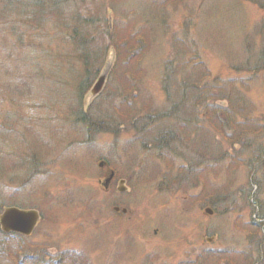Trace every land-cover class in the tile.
<instances>
[{
  "label": "rangeland",
  "instance_id": "1",
  "mask_svg": "<svg viewBox=\"0 0 264 264\" xmlns=\"http://www.w3.org/2000/svg\"><path fill=\"white\" fill-rule=\"evenodd\" d=\"M96 1L110 21L103 28L107 50L91 66L76 62L73 82L66 61L53 67L55 30H33L17 41L26 32L20 15L0 17V209L21 196L23 205L41 209L47 221L29 241L59 260L61 251L74 249L96 264H264V0L179 1L163 31L152 26L155 8L147 0ZM165 3L159 0L160 10ZM129 26L144 29L150 49L137 59L122 52L119 61L110 34L124 35ZM37 42L49 58L35 67L23 57L43 59ZM49 69L53 80L42 83ZM108 70L86 108L87 93ZM23 79L31 94L21 98L19 89L28 91ZM85 81L90 87L82 94ZM225 92L231 102L216 100ZM199 94L213 107L206 109ZM79 96L84 111L94 104L112 132L84 142L69 107L71 99L80 104ZM171 130L173 137L163 136ZM101 159L133 179L118 184H127L128 195V187L118 190L121 197L110 191L107 182L123 177L105 174ZM118 201L129 207L124 216L113 214ZM9 246L14 250L0 244V264L12 258Z\"/></svg>",
  "mask_w": 264,
  "mask_h": 264
},
{
  "label": "trees",
  "instance_id": "2",
  "mask_svg": "<svg viewBox=\"0 0 264 264\" xmlns=\"http://www.w3.org/2000/svg\"><path fill=\"white\" fill-rule=\"evenodd\" d=\"M179 1L184 2V0H166V3L164 5L165 11H163L160 10L162 8L158 4L159 0H147L146 2H148L151 5V8L152 9L155 8L154 14L156 18L151 22L152 26L159 25L163 31V27L167 25L168 19L171 18L172 14L170 13V11L171 10L176 11L174 5ZM0 2L2 7V15H0V17L9 16V18L10 17L12 18L13 16L16 15L19 17L20 15L19 19L21 20V24H23L22 28L25 29L26 32L23 34H18L17 41L22 39L24 40V35L27 34V32L29 33L33 32V30L38 31L40 33L42 31H47L48 28L56 31L60 40V46H59L60 49L58 53H52L53 56H51L52 57L51 61L53 62L54 68L58 67L57 65L59 62L66 61L67 68L70 71H72V82L74 81V78L76 76L78 77L79 74L80 66L78 67L76 62H79V64H81V66L85 68L87 66H91L96 59L100 58L101 56H104L106 53L107 50V46L105 45L106 32L103 30V28L106 30L109 29L110 21H108L109 19L107 20L106 17H104V15L102 14L103 8L99 5V2H97L96 0H92V3L95 4L94 9L92 10L87 7L88 6L87 0H0ZM146 2H142V3H146ZM111 6L112 8H115L114 3H112ZM125 10L126 8L123 7L119 12H124ZM134 10L135 9H131V12H135ZM123 31H124V35H121L122 37L110 34L116 41L115 43L117 44V46L115 47L119 52L117 56L119 58V61L120 58L122 57L121 54L122 52L126 53L127 56L126 59H130V58L137 59L139 54L140 55L144 54L150 49V45H151L149 44L150 39L144 35V29L134 28V26H129L127 28H124ZM21 35H22V39H21ZM35 40L37 39L35 38ZM173 42L175 43L177 42L180 45L179 41H173ZM98 43H103V44L99 46ZM35 44L37 50L41 49L43 59L39 58L36 55L35 58L24 56L23 60L24 61L33 60L35 67L41 65V62L47 64L49 54L46 53L43 43L37 42ZM123 46H128L129 49L126 50ZM176 48L177 47L175 46V49ZM187 49L189 50V52L192 51V47L187 46ZM188 54L189 53H186V55ZM67 61L72 63H68ZM183 61L184 60L180 58L178 62L180 69H182V67L184 66ZM187 61L189 63H192L191 60H187ZM170 68L173 70L174 66L173 68L170 66ZM191 68L192 67L189 66L188 70L191 71ZM44 77H47V79L48 77H50L49 79L53 80V75L50 73V69L49 71L47 70L42 71L41 79H40L42 83H45L47 81V79ZM24 81L26 82L28 81L23 79V85L26 88H28V91L25 92V90L20 88L18 97L21 98L27 97L31 94L29 93L30 85L26 84ZM79 85H80V92H82V94L85 92L86 89L90 87V83L87 81L82 82ZM16 89H18L17 86L15 87V90ZM212 90L207 89L206 91L208 92ZM47 92L50 95L51 86H49ZM10 93L12 94V91H10ZM177 93L179 94L180 92L177 90ZM198 96L202 100L204 99V101H207V104H205L204 102H200V103H204L206 109L210 108L211 106L213 107L214 104L211 103L213 100L208 99L206 96L203 98L202 95L200 94ZM215 98L216 100H218V98H220L221 100L225 98L228 99V102H231L232 100L231 94L227 92H225L224 94L217 95V97ZM76 100H78L80 104H73L72 99L69 102V107L71 109L70 113L71 115H73L72 113L75 112L73 117L74 120L73 126L76 130L80 128V132L84 135V142L90 143L91 141L96 140L95 135L98 132L104 130H106L107 132L113 131L112 128H109V125L105 126V124L103 123L105 122V120L104 121L102 120L103 118L101 117L102 115L99 112V110L97 109L96 112L94 111V108L96 109L94 104L90 107V109H88V111H84L82 105L83 104L82 97L79 96L78 98H76ZM117 111L120 112L119 110ZM134 118L135 119L133 120V122L134 124H136L137 119L136 117ZM2 119L3 118H0V122L2 121ZM131 123H132V119H131ZM119 128L120 125L117 127V129ZM133 128L138 129L137 127H133ZM141 130H142L141 127H139V130H137V132L139 131L141 132ZM249 130L253 132H257L252 128H250ZM165 134L166 135L163 136H167V135H169L170 137L174 136L172 130L170 134L168 132ZM2 138L3 137L0 132V140ZM164 146H167V143H164ZM28 155H30L29 157L32 158L31 153H29ZM257 158H258V164H263V160H261L262 158L259 157ZM122 177L127 178L126 176H122ZM128 180L129 183L130 181H133L131 177H128ZM118 205L124 206L125 204L121 203ZM0 236L2 237V240H0V244L3 243L8 245L10 244L14 247V250L11 249L10 246L8 247L10 251V255L12 256V258L9 259L8 263L10 261H12V264H77L79 262L76 251H72L75 254V256H72V253H68L70 251L67 252V256H63V254L62 256L59 255L62 258H64L62 260H59L56 259L55 257H51L47 255L46 250L45 249L43 250L44 248L43 246L39 247L41 245H36L25 238L21 239L20 236L17 234L5 235L0 232ZM0 256H2L1 250H0Z\"/></svg>",
  "mask_w": 264,
  "mask_h": 264
},
{
  "label": "water",
  "instance_id": "3",
  "mask_svg": "<svg viewBox=\"0 0 264 264\" xmlns=\"http://www.w3.org/2000/svg\"><path fill=\"white\" fill-rule=\"evenodd\" d=\"M109 71L110 70H108V72L104 71L103 73H101V75L97 79L94 86H92V88L87 93L86 103H85L86 107L91 105V103L94 101V99L99 95V93L103 89L105 79H107ZM122 183H124V181ZM120 190L124 191L125 187H120ZM21 213H26V214L31 213V217L29 216L30 220H28L23 226H21V225L25 222L26 217H25V214L23 215ZM5 218L8 219V223L6 222ZM15 218H17V219H15ZM37 219H38V214L36 211L25 212V211H21V210L15 209V208L7 209L4 213V215L1 216V222L3 225V229L5 231H7V232L18 231V232H21V233L26 234V235H30L32 233V231L36 225Z\"/></svg>",
  "mask_w": 264,
  "mask_h": 264
},
{
  "label": "flooded vegetation",
  "instance_id": "4",
  "mask_svg": "<svg viewBox=\"0 0 264 264\" xmlns=\"http://www.w3.org/2000/svg\"><path fill=\"white\" fill-rule=\"evenodd\" d=\"M106 173H109V172H106ZM106 173H105V174H106ZM119 212H120V211H119Z\"/></svg>",
  "mask_w": 264,
  "mask_h": 264
}]
</instances>
